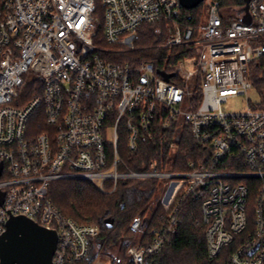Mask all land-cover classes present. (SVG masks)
Instances as JSON below:
<instances>
[{"label": "built area", "instance_id": "obj_1", "mask_svg": "<svg viewBox=\"0 0 264 264\" xmlns=\"http://www.w3.org/2000/svg\"><path fill=\"white\" fill-rule=\"evenodd\" d=\"M99 1L100 22L96 0H0V234L10 215H24L55 228L52 264H81L99 227L64 215L49 197L52 183L84 179L112 192L120 180L165 178L169 210L159 225L141 214L129 222L133 235L149 238L127 246L133 264L162 248L188 199L200 202L210 258L245 232L231 263L264 264V95L241 111L223 107L252 88L249 64L264 58V0H249L250 23L243 5L204 0L207 16L196 24L180 20L179 0ZM156 22L166 37L155 47L166 48L169 64L102 56L133 49L141 26ZM183 124L203 147L200 161L176 158ZM157 130L161 145L172 132L170 166L129 167L121 152ZM252 178L259 185L249 227Z\"/></svg>", "mask_w": 264, "mask_h": 264}, {"label": "trees", "instance_id": "obj_2", "mask_svg": "<svg viewBox=\"0 0 264 264\" xmlns=\"http://www.w3.org/2000/svg\"><path fill=\"white\" fill-rule=\"evenodd\" d=\"M239 3L243 5L242 0H239ZM185 10L192 9L182 8L180 20L188 24L199 22V17L186 15ZM165 37L162 22L146 23L138 30L133 49L117 53L104 52L102 56L120 63H132L137 61V58L142 57L159 66L165 63L169 64L171 60L167 58L166 48L155 47L157 44L162 43ZM254 64V68L250 71L248 77L257 92L264 95L263 62L255 61ZM162 74L170 79L171 75L168 76L169 73ZM174 82L180 84L179 81ZM33 85V82L27 83L24 90L25 96L32 93ZM159 133L158 130L154 132L153 136L150 135V132L140 133L135 150L121 152L129 167L136 170L140 169L143 164L146 168L152 160L157 161L158 167H161V165L170 166L174 153L170 152L167 142L171 139L172 132L165 133L163 145L159 144ZM178 134L181 144L176 155L177 160L194 159L200 161L199 153H201L203 147L192 138L186 124H183ZM58 182L49 192L53 204L64 215L78 223H96L99 227V233L95 237L96 241L104 247L102 250L108 253L109 251L105 248L122 245V254L125 256L124 252L127 246L138 241H135L133 234L128 229L129 222L134 215H143L145 223L150 227L159 225L161 216L165 217L169 210L163 208L159 200L164 190L161 179L120 180L112 192H102L84 179H64L58 180ZM246 182L251 187L247 202L248 226L251 227L253 222L252 209L256 205L255 197L259 179L252 178ZM106 218H113L111 226H107L105 223ZM178 219L176 231L168 235L164 245L158 252L149 253L143 264H232L230 254L243 241L245 232L236 235L232 243L221 249L218 256L210 258L206 251L205 225L202 222L200 202L191 199L185 200L178 211ZM148 239V236H146L139 239L138 242L144 244ZM120 254H111L113 256V263L111 264H121L119 262L121 259ZM90 261L91 257L87 255L81 264H90ZM126 264L133 263L128 258Z\"/></svg>", "mask_w": 264, "mask_h": 264}, {"label": "water", "instance_id": "obj_3", "mask_svg": "<svg viewBox=\"0 0 264 264\" xmlns=\"http://www.w3.org/2000/svg\"><path fill=\"white\" fill-rule=\"evenodd\" d=\"M204 0H179L185 9L197 7ZM242 20L250 23L247 15L249 0H242ZM172 74H168L170 76ZM111 226L113 218H106ZM57 245L55 228H47L24 215H10L5 230L0 234V264H52Z\"/></svg>", "mask_w": 264, "mask_h": 264}, {"label": "rangeland", "instance_id": "obj_4", "mask_svg": "<svg viewBox=\"0 0 264 264\" xmlns=\"http://www.w3.org/2000/svg\"><path fill=\"white\" fill-rule=\"evenodd\" d=\"M221 1V7H225V8H229V9H233L234 7H240L242 5H240L239 0H220ZM192 8V10H185V14L186 15H194L199 17L200 21L205 20L206 16H207V6L205 4V2H201L199 4L198 7ZM95 15L99 18V22L102 21L101 20V16H102V8L100 5V1L96 0V11H95ZM110 46V45H109ZM261 62H263V67H264V60L263 58L257 59ZM254 62H251L249 64V68L247 70V76H249L250 71L254 68ZM185 66L187 68H192V64L190 62L187 61V63H185ZM259 93L257 92L255 86L252 85V88H250L245 95H237V96H231L227 99V101L223 104V107L226 110H230V111H241L244 108H246L247 104H253V102H256L260 99L259 97ZM163 186H164V190L159 198L160 203L162 202V199H164V197L167 195V197L169 196L170 190L168 189L169 186L164 185V181H167V179H161ZM55 182V183H54ZM52 183V185L49 187V192L52 191V189L55 187V185L57 183H59L58 181H54ZM161 205L163 206V208H166V206H169L166 203H161ZM143 216V215H142ZM135 241L139 240V236L138 235H133ZM121 243V242H120ZM104 247L102 245L99 244L98 241H96V238H94L90 245H89V252H88V256L91 257V261L90 264H111L112 262V258L113 255H121V259H120V263L121 264H126L128 262V258L127 256L122 254V245H119L118 247H114V248H105L106 250L109 251H103ZM102 250V251H101ZM111 253V254H110ZM125 254V252H124ZM123 255V257H122Z\"/></svg>", "mask_w": 264, "mask_h": 264}]
</instances>
